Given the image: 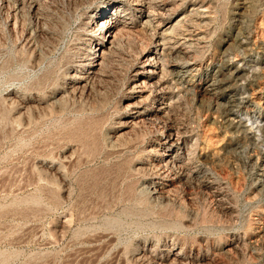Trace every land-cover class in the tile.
Here are the masks:
<instances>
[{"label":"rangeland","instance_id":"rangeland-1","mask_svg":"<svg viewBox=\"0 0 264 264\" xmlns=\"http://www.w3.org/2000/svg\"><path fill=\"white\" fill-rule=\"evenodd\" d=\"M0 264H264V0H0Z\"/></svg>","mask_w":264,"mask_h":264},{"label":"bare ground","instance_id":"bare-ground-1","mask_svg":"<svg viewBox=\"0 0 264 264\" xmlns=\"http://www.w3.org/2000/svg\"><path fill=\"white\" fill-rule=\"evenodd\" d=\"M113 22V21H112ZM111 22V20H103L102 21V23H101V25L99 26L100 27V29H102V30H107L109 33H108V37L109 38H112L113 37V39L115 38V36H113V32H114V29H115V26H114V24ZM148 22V21H147ZM101 31V30H100ZM106 35V34H105ZM106 39H107V37H106ZM106 39H105V42H106ZM112 41V40H111ZM110 42L107 40V44H109ZM112 43V42H111ZM113 44V43H112ZM166 45V44H165ZM107 46V45H106ZM105 51V44H102L101 43V45H99V49H97L96 51L97 52H100V51ZM104 53H102V56L101 55H99V56H101V58H103L104 56ZM101 62H102V60L99 62V60L97 59L96 61H95V67L96 66H100L101 65ZM146 66V65H145ZM98 68V67H97ZM96 71V70H95ZM94 74H96V73H94ZM183 74V73H182ZM91 76V75H90ZM86 77V76H85ZM83 80V79H82Z\"/></svg>","mask_w":264,"mask_h":264}]
</instances>
